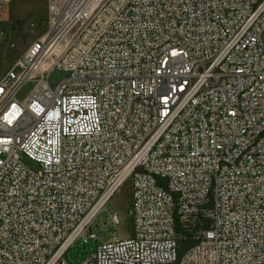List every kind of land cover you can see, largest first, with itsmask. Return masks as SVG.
I'll use <instances>...</instances> for the list:
<instances>
[{"label": "built area", "instance_id": "2783aa9c", "mask_svg": "<svg viewBox=\"0 0 264 264\" xmlns=\"http://www.w3.org/2000/svg\"><path fill=\"white\" fill-rule=\"evenodd\" d=\"M46 1L0 57V264H264V0Z\"/></svg>", "mask_w": 264, "mask_h": 264}, {"label": "rangeland", "instance_id": "374dc122", "mask_svg": "<svg viewBox=\"0 0 264 264\" xmlns=\"http://www.w3.org/2000/svg\"><path fill=\"white\" fill-rule=\"evenodd\" d=\"M47 17L46 0H12L5 12L0 16V28L5 31V45L1 50L0 57L4 66L12 67L18 60L19 56L36 40L37 37L44 34V24ZM10 45V46H9ZM65 74L55 72L52 75V81L62 80ZM35 84L27 83L22 88L18 99L24 102L28 94L33 90ZM32 168L36 166L27 161ZM107 211L118 212L124 216V223L117 229V238L126 239L132 228L131 216V183H127L121 191L116 194L107 205ZM108 212H103L97 222L93 225V232L100 234V242L106 243L112 236V230L97 231L98 223H105ZM96 249V241L90 240L84 242L79 239L73 248L67 254V261L70 264H81L83 259Z\"/></svg>", "mask_w": 264, "mask_h": 264}]
</instances>
